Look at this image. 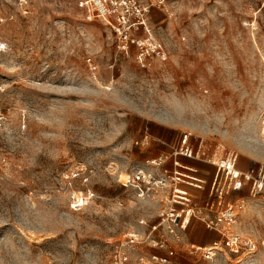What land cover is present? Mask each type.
Returning a JSON list of instances; mask_svg holds the SVG:
<instances>
[{
  "label": "rangeland",
  "instance_id": "rangeland-1",
  "mask_svg": "<svg viewBox=\"0 0 264 264\" xmlns=\"http://www.w3.org/2000/svg\"><path fill=\"white\" fill-rule=\"evenodd\" d=\"M88 2L0 0V264H111L117 247L127 264H264V194L233 196L244 205L230 230L197 216L152 228L174 186L127 182L133 166L167 167L170 182L172 159L151 161L183 133L205 153H237L239 169L264 163V0L152 7L166 58L146 66L87 18ZM210 166L181 158L177 169L211 176ZM231 231L254 252L233 253Z\"/></svg>",
  "mask_w": 264,
  "mask_h": 264
},
{
  "label": "built area",
  "instance_id": "built-area-1",
  "mask_svg": "<svg viewBox=\"0 0 264 264\" xmlns=\"http://www.w3.org/2000/svg\"><path fill=\"white\" fill-rule=\"evenodd\" d=\"M166 0H89L87 18L102 20L109 29L115 33L117 46L120 50L127 52L131 47L135 48L137 58L143 66L149 64L155 58H166L165 52L148 26V14L152 7L164 8ZM145 61V62H144ZM203 140L197 145L191 142L188 133H183L173 151L160 156L158 161H151L159 167L171 158L174 166V175L170 182L166 179L168 168L162 169L154 176L147 169L133 166L130 169L127 182L139 190L151 191L155 188H163L169 183L174 186L172 195L168 199L165 208V218L152 228H186L193 216L199 217L208 227L225 231L232 228V222L237 212L243 207L241 197L233 199V196L248 188L249 197H257L264 194V163L249 164L245 169H239L238 154L224 151L222 154L205 153ZM181 158L201 159L212 165L214 175L207 188L206 197L200 203L190 192V187L204 189L206 180L191 174L181 172L177 166L181 165ZM186 177V179H185ZM184 183V184H183ZM222 231V232H223ZM224 233V232H223ZM227 244L233 253H237L242 244L247 252H254L255 243L249 239L242 238L236 232L231 231L224 234ZM135 242V238H132ZM216 248H209L206 255H214ZM128 255L122 247L115 249V257L111 264H127ZM142 260H144L142 258ZM167 258L160 255H152L149 264H164Z\"/></svg>",
  "mask_w": 264,
  "mask_h": 264
},
{
  "label": "crops",
  "instance_id": "crops-1",
  "mask_svg": "<svg viewBox=\"0 0 264 264\" xmlns=\"http://www.w3.org/2000/svg\"><path fill=\"white\" fill-rule=\"evenodd\" d=\"M251 157L256 158L258 156H251ZM210 167H211L210 170L213 173L214 169L212 168V166H210ZM192 172H193L194 175H197V176H199V177H201V178L206 180V184H205L206 188H204V189L199 190V189L192 188V187L189 188L190 192L192 193L193 197L195 198V201L201 203L203 201V198L206 197L207 188L209 186V182L211 181L213 175L210 176V174H206V172H208V171H206V172L204 171L203 173H200V172L198 173L197 171H192Z\"/></svg>",
  "mask_w": 264,
  "mask_h": 264
},
{
  "label": "bare ground",
  "instance_id": "bare-ground-1",
  "mask_svg": "<svg viewBox=\"0 0 264 264\" xmlns=\"http://www.w3.org/2000/svg\"><path fill=\"white\" fill-rule=\"evenodd\" d=\"M253 150V149H252ZM251 156H258V154L256 152H250Z\"/></svg>",
  "mask_w": 264,
  "mask_h": 264
}]
</instances>
